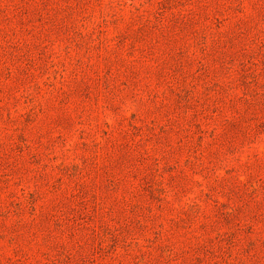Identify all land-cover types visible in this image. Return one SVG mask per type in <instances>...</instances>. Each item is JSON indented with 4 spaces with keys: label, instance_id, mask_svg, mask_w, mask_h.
I'll return each mask as SVG.
<instances>
[{
    "label": "rangeland",
    "instance_id": "374dc122",
    "mask_svg": "<svg viewBox=\"0 0 264 264\" xmlns=\"http://www.w3.org/2000/svg\"><path fill=\"white\" fill-rule=\"evenodd\" d=\"M0 264H264V0H0Z\"/></svg>",
    "mask_w": 264,
    "mask_h": 264
}]
</instances>
